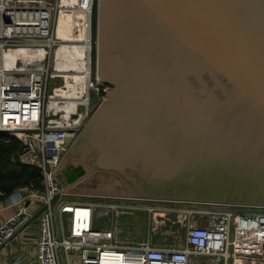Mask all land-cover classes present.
<instances>
[{
	"label": "water",
	"instance_id": "95a60500",
	"mask_svg": "<svg viewBox=\"0 0 264 264\" xmlns=\"http://www.w3.org/2000/svg\"><path fill=\"white\" fill-rule=\"evenodd\" d=\"M88 32L107 87L50 173L60 190L264 205V0H91Z\"/></svg>",
	"mask_w": 264,
	"mask_h": 264
},
{
	"label": "built area",
	"instance_id": "2783aa9c",
	"mask_svg": "<svg viewBox=\"0 0 264 264\" xmlns=\"http://www.w3.org/2000/svg\"><path fill=\"white\" fill-rule=\"evenodd\" d=\"M90 5L91 0H0V135L17 141L19 161L35 165L40 179L39 186L20 184L7 193L14 211L0 221V257L2 245L29 226L31 207L37 206L36 264H264V205L202 209L115 194L74 195L51 180L52 169L105 96L107 85L96 77L88 51L85 69L55 63L61 42L79 41L56 34L59 15L71 12V30L85 26L89 36ZM119 207L144 211L146 235L139 242H122L115 226ZM165 221L172 225L169 239H154Z\"/></svg>",
	"mask_w": 264,
	"mask_h": 264
},
{
	"label": "bare ground",
	"instance_id": "6f19581e",
	"mask_svg": "<svg viewBox=\"0 0 264 264\" xmlns=\"http://www.w3.org/2000/svg\"><path fill=\"white\" fill-rule=\"evenodd\" d=\"M61 3H72L73 0H60ZM71 12L60 14L56 27V34L64 39H74L79 41L73 42H61L55 50V63L60 67H67L73 69H85L87 64L84 60V56L87 55L89 49V36L86 32V27L81 29L78 27V31L71 30V21L73 20ZM14 53H5L9 56H14ZM74 77L80 78L78 73L73 74ZM81 80V79H80Z\"/></svg>",
	"mask_w": 264,
	"mask_h": 264
},
{
	"label": "crops",
	"instance_id": "0c3cea01",
	"mask_svg": "<svg viewBox=\"0 0 264 264\" xmlns=\"http://www.w3.org/2000/svg\"><path fill=\"white\" fill-rule=\"evenodd\" d=\"M34 213L37 206H32ZM14 206L10 204L7 194L0 193V221L11 215ZM18 230L12 234L7 242L1 247V264H36L34 248V229L30 227ZM12 261V263H11Z\"/></svg>",
	"mask_w": 264,
	"mask_h": 264
},
{
	"label": "trees",
	"instance_id": "16d2710c",
	"mask_svg": "<svg viewBox=\"0 0 264 264\" xmlns=\"http://www.w3.org/2000/svg\"><path fill=\"white\" fill-rule=\"evenodd\" d=\"M18 144L14 139L3 140L0 135V193L7 194L20 184L31 183L40 185L38 168L35 165L14 161L12 153L17 150Z\"/></svg>",
	"mask_w": 264,
	"mask_h": 264
},
{
	"label": "rangeland",
	"instance_id": "374dc122",
	"mask_svg": "<svg viewBox=\"0 0 264 264\" xmlns=\"http://www.w3.org/2000/svg\"><path fill=\"white\" fill-rule=\"evenodd\" d=\"M93 68H94V61H93ZM51 81H54L53 83H58L59 79L54 78ZM72 192L75 193L74 195L108 194V193H92V192H79V191H72ZM115 195L123 196L126 194H115ZM114 214H116L115 226L118 230H120L119 235L121 237L122 242L137 243L140 241V239H142L146 235L145 214L143 210L131 209L127 207H119L114 210ZM101 223L102 222H100V224ZM171 227L172 225L168 224L165 221L163 224L159 226V228L157 227V232L153 234V238L156 239V238H160L161 236H165L167 241V239H169V231ZM159 231L161 235L158 233Z\"/></svg>",
	"mask_w": 264,
	"mask_h": 264
},
{
	"label": "flooded vegetation",
	"instance_id": "af4514ba",
	"mask_svg": "<svg viewBox=\"0 0 264 264\" xmlns=\"http://www.w3.org/2000/svg\"><path fill=\"white\" fill-rule=\"evenodd\" d=\"M159 202H164V203H177L176 201H172V200H160Z\"/></svg>",
	"mask_w": 264,
	"mask_h": 264
}]
</instances>
